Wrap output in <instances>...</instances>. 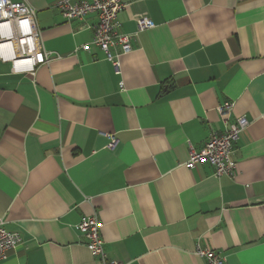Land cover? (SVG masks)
Listing matches in <instances>:
<instances>
[{
	"label": "crops",
	"instance_id": "0c3cea01",
	"mask_svg": "<svg viewBox=\"0 0 264 264\" xmlns=\"http://www.w3.org/2000/svg\"><path fill=\"white\" fill-rule=\"evenodd\" d=\"M12 1L35 9L51 59L34 75L0 59V216L22 236L1 264H102L76 228L93 213L109 260L205 264L198 243L264 264V0H123L119 72L94 44L75 51L95 14ZM143 17L154 25L138 31ZM227 100L229 121L248 120L235 174L189 168Z\"/></svg>",
	"mask_w": 264,
	"mask_h": 264
},
{
	"label": "built area",
	"instance_id": "2783aa9c",
	"mask_svg": "<svg viewBox=\"0 0 264 264\" xmlns=\"http://www.w3.org/2000/svg\"><path fill=\"white\" fill-rule=\"evenodd\" d=\"M56 8L66 22L72 19H84L88 14H95L96 23L90 25L93 36L89 43L76 47L88 50L96 45L116 72H119V56L131 51L132 34L121 32L118 13L124 8L123 0H57ZM149 18L137 19V30L153 27ZM0 59L11 62L15 73L34 75L37 66L51 59L50 51L42 44L41 31L36 25V11L24 1L0 0ZM234 102L227 100L217 106V112L224 123L220 133L212 132L201 149L190 147L186 165L194 168L200 163L213 167L214 176L235 174L236 162L233 159L234 144L239 133L248 125L245 116L240 115L229 121ZM109 147L116 139L110 135ZM4 219L0 216V264L6 254L22 242L18 231L3 227ZM102 223L96 213L83 217L76 225L77 230L86 238L85 245L93 256L102 264H125L109 260L104 241L100 234ZM194 253L205 260V264H225V257L220 251L203 247L197 243Z\"/></svg>",
	"mask_w": 264,
	"mask_h": 264
}]
</instances>
